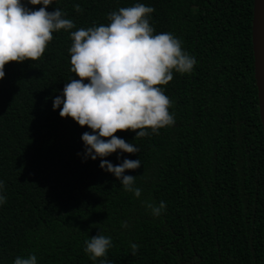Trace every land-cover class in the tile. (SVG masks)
Returning a JSON list of instances; mask_svg holds the SVG:
<instances>
[{
  "label": "trees",
  "instance_id": "1",
  "mask_svg": "<svg viewBox=\"0 0 264 264\" xmlns=\"http://www.w3.org/2000/svg\"><path fill=\"white\" fill-rule=\"evenodd\" d=\"M134 3L154 9L153 34L171 33L195 59L190 72L173 71L160 85L174 122L142 137L117 130L138 152L103 158L140 160L125 170L139 197L98 166L101 158L82 162L80 136L91 130L51 107L77 78L69 72V33L107 25L109 12ZM44 7L59 8L74 27L54 31L38 59L6 63L0 78V264L29 254L37 264H264L253 0H53ZM145 201L165 208L154 217ZM97 232L111 247L93 261L83 248Z\"/></svg>",
  "mask_w": 264,
  "mask_h": 264
},
{
  "label": "clouds",
  "instance_id": "2",
  "mask_svg": "<svg viewBox=\"0 0 264 264\" xmlns=\"http://www.w3.org/2000/svg\"><path fill=\"white\" fill-rule=\"evenodd\" d=\"M26 3L41 6L30 9L22 0H0V78L5 75L6 63L38 59L54 31L74 27L59 8L46 11L44 6L53 0H26ZM74 8L79 11V5ZM153 10L151 6L134 3L109 12L107 25L93 24L70 32L69 72L77 78L72 77L64 84L51 105L53 110L59 108L60 117H70L91 130L80 136L83 152L78 155L82 162L101 158L98 166L111 173L135 197L140 196L141 190L135 186L134 176L125 174V170L136 169L140 160L124 158L113 165L103 159L113 152L117 158L121 153L138 152L136 146L114 133L138 130L135 137H142L147 135L146 129L156 132L170 126L174 122L168 111L171 101L160 85L172 79L173 71L190 72L195 63L194 57L182 49L180 40L171 33L153 34L149 23ZM3 202L0 195V204ZM144 205L154 217L165 208L163 201L158 205L145 201ZM121 227H127V223L121 222ZM110 247L111 238L97 232L84 241L83 251L95 261L105 256ZM130 247L134 254L137 245L133 243ZM13 264H37V259L34 254L26 258L17 256ZM100 264L110 262L100 260Z\"/></svg>",
  "mask_w": 264,
  "mask_h": 264
},
{
  "label": "water",
  "instance_id": "3",
  "mask_svg": "<svg viewBox=\"0 0 264 264\" xmlns=\"http://www.w3.org/2000/svg\"><path fill=\"white\" fill-rule=\"evenodd\" d=\"M262 4H264V0H253L252 43L259 111L264 132V19L261 16Z\"/></svg>",
  "mask_w": 264,
  "mask_h": 264
},
{
  "label": "snow or ice",
  "instance_id": "4",
  "mask_svg": "<svg viewBox=\"0 0 264 264\" xmlns=\"http://www.w3.org/2000/svg\"><path fill=\"white\" fill-rule=\"evenodd\" d=\"M261 16L264 19V4L261 5Z\"/></svg>",
  "mask_w": 264,
  "mask_h": 264
}]
</instances>
